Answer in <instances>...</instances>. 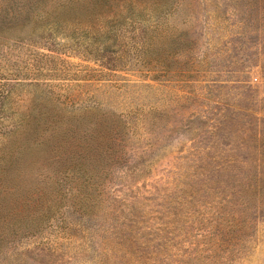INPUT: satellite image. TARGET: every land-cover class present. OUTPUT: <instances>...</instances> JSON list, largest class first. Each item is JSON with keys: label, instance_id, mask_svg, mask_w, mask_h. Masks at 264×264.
I'll use <instances>...</instances> for the list:
<instances>
[{"label": "rangeland", "instance_id": "374dc122", "mask_svg": "<svg viewBox=\"0 0 264 264\" xmlns=\"http://www.w3.org/2000/svg\"><path fill=\"white\" fill-rule=\"evenodd\" d=\"M97 11L0 32V264H264V0Z\"/></svg>", "mask_w": 264, "mask_h": 264}, {"label": "trees", "instance_id": "16d2710c", "mask_svg": "<svg viewBox=\"0 0 264 264\" xmlns=\"http://www.w3.org/2000/svg\"><path fill=\"white\" fill-rule=\"evenodd\" d=\"M85 1L87 0H59L58 2L60 6L63 5L64 7H69L70 10H68L67 13L81 12V14L89 13L93 16H101V12L97 11L101 0H94L92 6L85 5V3H87ZM4 2L8 3V6H5L6 10H4V13L0 14V18H2L0 20V32L16 25L23 28L24 25L30 21H36L39 23L54 22V24L59 26L62 23V19L65 18V15L67 14H57L53 17L52 21H50L53 12L52 9H49L48 7L49 0H4ZM125 8L128 9V13L106 16L109 19V22L118 23L125 21L128 17H144L148 10L146 7H142L136 11L137 8L131 1L126 3ZM159 12L160 7H155L154 14L158 15ZM73 34H75V31ZM114 35H116V33H114L112 29H109L104 34L96 35L95 40L99 43V45H103L104 48H111L112 46L108 43V40ZM73 37L76 38L75 35H73ZM22 38L23 33L21 30L15 34L14 39L21 40ZM42 123L43 119L38 120L36 122L35 129L39 130ZM88 165V163H72V165L66 169L52 168V173L49 177L55 185L60 182L61 177L63 178L68 176V173L78 175L77 186L80 191L81 189L84 190L85 194L83 197H85L90 194L91 186H93L92 179L95 178V175L90 172V169L87 167ZM80 206L82 207L83 204Z\"/></svg>", "mask_w": 264, "mask_h": 264}]
</instances>
